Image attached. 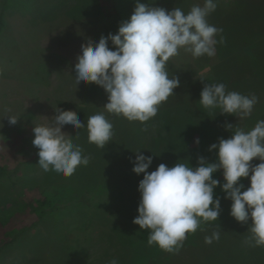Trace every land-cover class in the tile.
<instances>
[{
	"label": "rangeland",
	"instance_id": "1",
	"mask_svg": "<svg viewBox=\"0 0 264 264\" xmlns=\"http://www.w3.org/2000/svg\"><path fill=\"white\" fill-rule=\"evenodd\" d=\"M137 2L167 11L179 7L187 14L205 0H0V264H108L112 259L118 264H264V247L244 243L251 219L242 224L231 216V199L217 221L187 234L178 254L149 246L150 230L133 223L143 173L132 171L138 150L153 157L149 172L161 163L195 168L201 156L216 162L217 151L209 147L233 135L226 124L247 132L264 120V0H214L217 7L207 20L223 29L225 43H217L214 57L194 58L181 48L170 58L166 71L180 84L145 123L108 113L105 90L94 83L76 86L74 79L81 45L116 34ZM109 47L115 50L110 41ZM22 82L47 85L55 102L46 97L32 107L28 97L10 99ZM207 83L255 94L258 102L242 119L205 109L199 100ZM57 107L74 111L85 125L79 130L65 125L62 131L90 156L87 166L68 177L43 171L32 143L33 127L47 123L45 117L54 116ZM98 113L113 124L112 141L104 149L88 141L87 119ZM9 115L19 119L15 125L8 123ZM250 176L241 178L242 191L250 187ZM217 230L220 239L206 244L205 236Z\"/></svg>",
	"mask_w": 264,
	"mask_h": 264
},
{
	"label": "clouds",
	"instance_id": "2",
	"mask_svg": "<svg viewBox=\"0 0 264 264\" xmlns=\"http://www.w3.org/2000/svg\"><path fill=\"white\" fill-rule=\"evenodd\" d=\"M214 0H205L203 6L194 5L185 14L175 7L167 11L137 2L129 20L121 22L116 34L101 36L98 43L90 39L81 45L74 67L75 84L94 83L108 94L104 108L108 113L122 115L129 121L145 123L157 115L159 105L174 94L180 84L177 76L169 78L166 64L182 48L194 58L214 57L217 43H225L223 29L208 23L207 17L215 11ZM220 35L219 41L216 37ZM109 41L115 50L109 47ZM200 104L205 109L219 108L221 114H234L242 119L251 115L258 102L255 94L243 95L226 91L223 83H207L200 93ZM55 115L47 123L33 127V145L39 149L38 166L43 171H55L68 177L78 166H87L90 156L83 155L81 146L72 136L62 131L63 126L82 129L85 125L71 110L54 109ZM10 125L18 122L16 116H5ZM88 141L104 149L112 141L113 124L103 113L87 119ZM233 132L228 139L220 138L210 145L217 151L216 162L198 157V167L177 162L168 167L161 163L149 172L153 157L141 154L133 161L132 171L143 173L138 191L141 199L138 216L133 223L141 230H150L147 243L163 251L178 254L187 234L195 233L203 222L217 221L221 212L220 199H214V189L220 181L213 174L223 170L225 183L221 185L231 199V216L238 222L252 223L244 240L249 247H264V120L245 132L226 124ZM146 130V129H144ZM79 131H77V138ZM199 144V139H196ZM258 158L261 162L253 165ZM250 176V187L242 191L241 178ZM218 229L220 226L218 225ZM220 239V231L205 236V243ZM108 264H118L112 259Z\"/></svg>",
	"mask_w": 264,
	"mask_h": 264
},
{
	"label": "crops",
	"instance_id": "3",
	"mask_svg": "<svg viewBox=\"0 0 264 264\" xmlns=\"http://www.w3.org/2000/svg\"><path fill=\"white\" fill-rule=\"evenodd\" d=\"M18 96H21L23 98L28 97L31 100L32 107L33 106L35 107V104L40 105L41 100L44 101V98H46V97H50V99L53 102H55L54 96H52L50 89L48 90L47 85H43L42 83L38 84V85L32 84V83H25V82L18 83L17 88H15L14 94L12 97H10V99L12 98V100H15V99L17 100ZM36 100H37V102L35 103ZM0 104H1V101H0ZM7 104L19 105V102H17V101L14 102V101L8 100ZM0 126L2 127L1 129L4 128V126H2V125H0Z\"/></svg>",
	"mask_w": 264,
	"mask_h": 264
},
{
	"label": "trees",
	"instance_id": "4",
	"mask_svg": "<svg viewBox=\"0 0 264 264\" xmlns=\"http://www.w3.org/2000/svg\"><path fill=\"white\" fill-rule=\"evenodd\" d=\"M3 21H4V12L2 11L0 13V32L2 31L3 26H4ZM222 171H221L220 177L218 179L220 181V185H218L214 189V199L215 198H219L220 199V207H221V210L224 209L228 205V202H229V199H225L226 193L222 190V187H221V185L223 183H225V180H224L223 172ZM203 223H205V222H203V220L201 219V225Z\"/></svg>",
	"mask_w": 264,
	"mask_h": 264
}]
</instances>
